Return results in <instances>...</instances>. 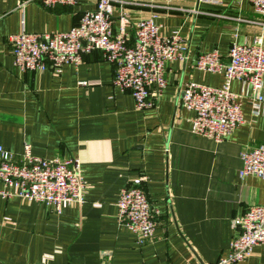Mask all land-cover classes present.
I'll use <instances>...</instances> for the list:
<instances>
[{"label":"crops","instance_id":"obj_1","mask_svg":"<svg viewBox=\"0 0 264 264\" xmlns=\"http://www.w3.org/2000/svg\"><path fill=\"white\" fill-rule=\"evenodd\" d=\"M24 1L0 0V146L19 155L26 143L35 157L77 161L86 192L80 206L59 214L0 197V264H217L225 258L236 235L232 221L264 201V179L238 177L240 153L264 147V103L246 99L250 89L232 81L244 122L217 143L192 134L193 114L178 99L188 82L221 87L223 77L196 69L195 59L216 50L227 61L233 43L264 37V17L247 1L112 0L113 30L123 13L129 44L135 23L154 16L163 34L176 32L186 45L185 60L168 65L155 107L137 111L131 96L113 86L115 67L99 52L59 75L15 69L9 37L22 29L67 32L97 0L49 10ZM136 181L154 212L153 237L144 246L116 221L118 194ZM238 264H264V245Z\"/></svg>","mask_w":264,"mask_h":264},{"label":"built area","instance_id":"obj_2","mask_svg":"<svg viewBox=\"0 0 264 264\" xmlns=\"http://www.w3.org/2000/svg\"><path fill=\"white\" fill-rule=\"evenodd\" d=\"M78 1L25 0L23 4H38L49 10L56 6L73 7ZM240 1H247L254 14L264 17V0H236ZM112 10V0H97L94 10L83 13L79 23L67 32L30 34L22 29L9 37L13 67L21 72L50 71L59 75L65 65L78 67L83 56L99 52L104 61L115 67L113 86L131 96L137 111L153 109L156 97L166 87L168 65L185 60V42L176 32L163 34L152 16L135 23V40L129 44L125 29L130 23L120 14L119 30L114 32ZM194 67L222 76L223 84L212 88L188 82L180 90L179 106L193 114L192 134L222 142L244 122L242 96L230 90L232 81L250 89V94L244 93L246 99L264 103L260 95L264 82V37L251 43H233L227 61L216 50L202 53L195 59ZM240 161V179H264L263 146L243 150ZM141 184L136 181L121 189L116 202V221L136 236L138 246L151 242L155 228L154 212ZM85 192L86 183L77 161L35 157L26 143L19 155L0 146L1 198L17 197L59 214L65 207L80 206ZM232 227L236 235L230 241L227 256L217 264H238L250 257L255 247L264 245V201L234 219ZM102 256L110 258L108 253Z\"/></svg>","mask_w":264,"mask_h":264}]
</instances>
